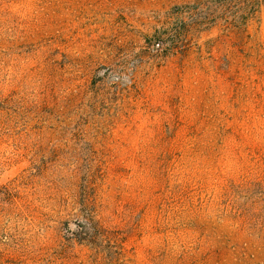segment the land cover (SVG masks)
Segmentation results:
<instances>
[{
	"label": "rangeland",
	"instance_id": "rangeland-1",
	"mask_svg": "<svg viewBox=\"0 0 264 264\" xmlns=\"http://www.w3.org/2000/svg\"><path fill=\"white\" fill-rule=\"evenodd\" d=\"M212 1L0 0V264H264V0Z\"/></svg>",
	"mask_w": 264,
	"mask_h": 264
},
{
	"label": "trees",
	"instance_id": "trees-1",
	"mask_svg": "<svg viewBox=\"0 0 264 264\" xmlns=\"http://www.w3.org/2000/svg\"><path fill=\"white\" fill-rule=\"evenodd\" d=\"M240 1L242 2H246L247 4V9H249L248 11H252L254 10L253 7V0H247V1H243V0H214L212 2H210L207 5H204L201 7V18L203 20H214L215 18H220L224 21L227 20V17L225 16L226 13L230 14V16H232V21L235 19L236 16H238V18H245V14L244 13H239V12H232V8L234 9H238L240 8V5L238 4ZM236 4V5H235ZM193 10L197 11L196 7H192ZM243 9V8H242ZM241 9V10H242ZM176 36L175 33H163L162 35L159 36L160 40H169V42L171 43L172 47L176 46L177 41L174 39ZM83 231L82 233L85 235H88V231L85 227H83Z\"/></svg>",
	"mask_w": 264,
	"mask_h": 264
}]
</instances>
